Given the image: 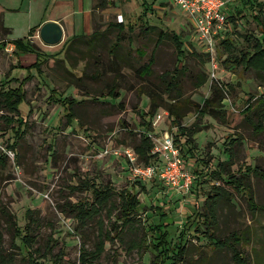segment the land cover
Segmentation results:
<instances>
[{
	"label": "rangeland",
	"instance_id": "rangeland-1",
	"mask_svg": "<svg viewBox=\"0 0 264 264\" xmlns=\"http://www.w3.org/2000/svg\"><path fill=\"white\" fill-rule=\"evenodd\" d=\"M146 1L151 11L141 22L143 0H107L105 9L101 0H0V25L10 31L0 32V95L20 85L27 76L26 68L35 62V52L42 71L41 75L31 71L35 78L24 86L27 98L19 114L0 107V158L4 159L0 163V252L3 247L7 254L13 253L18 264H25L26 251L16 228L33 235L34 250L40 255L52 250L51 256L39 259L42 264H53L60 257L61 264H79L81 245L93 250L101 231L116 240L106 243L97 264H153L157 256L153 243L158 241L149 228L156 225L170 233L173 246L185 244L186 260L181 264H238L231 248H216L205 235L208 229L202 220H197V215L206 213L209 195L217 192L221 195L214 208V235L226 239L238 234L239 244L234 246L245 264H264V73L224 64L228 56L250 49L246 36H262L255 17L264 20V13L248 9L241 15L233 13L235 22L228 18L217 36L215 63L210 60L203 66L195 56L203 53L187 15L171 6L170 0ZM241 1L228 13L241 8ZM120 16L124 38L111 52L119 32L109 25L120 23ZM57 18H62L64 38L61 44L48 46L40 39V30L52 22L48 20ZM147 20L180 35L184 46L195 54L179 60L174 43L165 39L155 52L153 74L142 78L139 70L149 61L158 38L157 33L145 31ZM132 25L135 31L131 34ZM37 27L36 35L28 38ZM96 29L101 35L92 39ZM26 37L34 52H15L11 41ZM227 39L233 41L231 47L223 44ZM137 50L146 55L140 58ZM115 57L117 72L111 70ZM182 67L180 90L166 93L161 75ZM204 77L206 83L196 88ZM114 81L117 99L107 95ZM214 85L225 89L224 107H218L223 112L218 117H201L194 105L211 98ZM149 94L161 105L155 116L168 111V103H175L171 96H179L182 126H200L191 143L194 154L185 138L177 143L186 167L196 177L187 195H170L158 179L138 181L126 160L125 151L134 150L144 133L162 138L176 127L169 112L157 125L154 116L152 130L146 132L142 117L149 120L145 115L152 106ZM65 98L78 101L72 124L67 122L65 107L57 102ZM12 117L27 124L22 139L16 136L18 122L6 121ZM152 163L160 160L154 158ZM138 164L143 165L139 159ZM90 184L113 187L114 199L125 189L137 193L141 201L137 220L134 227L122 228L121 241L112 230L113 225L120 228L118 208L102 210L85 229L77 230L68 206L93 201V192L86 190ZM252 198L257 209L250 207ZM27 212L33 213L34 221L30 222ZM138 243L140 248L134 246Z\"/></svg>",
	"mask_w": 264,
	"mask_h": 264
},
{
	"label": "trees",
	"instance_id": "trees-1",
	"mask_svg": "<svg viewBox=\"0 0 264 264\" xmlns=\"http://www.w3.org/2000/svg\"><path fill=\"white\" fill-rule=\"evenodd\" d=\"M107 0H101V8L105 9L108 5L106 3ZM143 12L139 16V20L142 22L150 13L151 7H149L148 2L146 0H143ZM248 9L251 11H258L264 13V0H242L241 1V8H235L233 9V12H230L229 18H232L231 21L235 22V19L233 17V13L236 15H241L242 10ZM235 16V15H234ZM255 19H258V24L261 27V37L260 38H254L250 39V37L246 36L247 42L250 44L249 50H242L237 55H230L227 57V59L224 61V64L229 65L230 67H243L246 71L253 70L257 74L258 73H264V20L259 19L258 16L255 17ZM145 31L150 33H157L158 38L156 45L151 53V56L149 58V61L144 64L141 69L139 70V73L141 74L142 78L145 76L151 77L153 74V66L155 65V52L157 48L163 43L165 39H170L175 46L176 49V56L179 60H183L187 57L189 53H192L186 46H184V42L181 39L180 35L164 31L162 27L159 25H156L154 23L149 22L148 20L145 23ZM109 28L115 29L119 32L117 35V38L115 42L111 45L110 51L115 52L116 49L119 47L120 43L123 41L122 33L125 32V25L123 23H110ZM9 32L8 28L4 27L3 23L0 25V32ZM135 28L134 26H129V32L132 34L134 33ZM38 32V27L34 28L30 31V34L28 38L33 37ZM101 35L98 29H96L91 37L92 39L96 38L97 36ZM129 42L132 43V38L129 37ZM11 44L14 46L15 52L19 54H32L34 52V47L30 44V42L26 38L23 39H17L12 40ZM223 44H225L228 47H231L233 44V41L231 39H227L223 41ZM137 53L140 58H143L146 53L143 50H137ZM36 55L35 62L26 68L27 70V76L23 79V81L20 83V85L16 88H11L6 92H3L0 97V107H4L11 113H17L20 112V106L26 102L27 93L24 88L25 84L27 82H30L35 78L34 75H32L31 71L36 70L38 75H41V64L39 63V54L36 52L34 53ZM196 57H198L201 60V63L203 66H205L208 62H210V56L207 54H195ZM117 58L115 57L114 60L111 63V70L113 72L118 71V63ZM184 71V67L182 69L178 70L175 68L172 72L166 71L161 75V79H163L166 83V93L171 94L173 92H178L180 90L179 80L178 76ZM206 83V77L199 80L197 82L196 88H201ZM118 85L114 81L112 84L109 85L108 90V96L112 99L119 98L118 93ZM152 95V106L151 110L145 115L149 117V120H147L145 117H142V126L145 127L146 132L152 130V118L155 116L156 111L161 107V105L156 104L154 101L155 95ZM156 97V96H155ZM179 96H171V100L175 103H168V112L174 117V120L172 121V124L176 127H178L177 132V139L176 142L180 143L181 139L185 138V142L187 145L191 146V151L194 154V150L192 148L191 143L193 142V135L200 131V126L197 124H194L192 128H187L182 126V120L184 118V114L181 113V106L179 102H177V98ZM226 99L225 96V89L223 90V85L213 87V96L207 100L204 101L203 105L195 104L194 108H196V112L203 117L206 114H210L214 117H218L223 110L219 109L218 107H224V100ZM58 103H62V105L65 107L66 112V118L68 124H72L74 119L76 118L75 113V105L78 104V101L74 99H63V100H57ZM68 107V108H67ZM6 121L9 124H12L14 122H18V127L16 131V136L22 139L25 134L24 127L27 125L26 122L22 118H18L15 120L12 118H7ZM261 127V131H262ZM264 129V128H263ZM153 147V143L151 139L147 136L146 133L141 135L140 142L138 145L134 147L135 152L137 153L139 157V161L142 162L145 165L151 164L152 160L154 159V156L151 155V150ZM11 149L13 150L14 147L12 146ZM4 161L3 158H0V163L2 164ZM141 182V181H140ZM86 190H91L93 192V201H81L75 205L68 206L69 212L73 214L74 218L76 219L78 223L77 230L81 231L85 229L89 222L97 215H99L102 210L109 209L111 207L118 208L119 209V215L118 219L121 221L120 228L116 229V225H113L112 230L116 232V235L118 236L117 239H120V235L122 233V228L124 226H130L134 227V223L137 220V211L141 204V201L138 198L137 193H133L132 191L125 189L122 192L118 193L117 199H114L115 190L113 187L106 185L103 188H97L95 187V184L87 185ZM221 195L219 192L216 193V195H209V198L205 202V214H199L197 220H202V223L206 226L208 231L205 233V235L209 238V240L214 244L216 248H231L233 253V259L238 264H245V260L242 257V253L236 249V246L234 244H239L240 237L238 234L234 233L232 236L226 239H220L217 238L213 233V224H215L217 216L215 212V205L216 201L219 198L218 196ZM250 207H253V209H257V205L255 200L252 198L250 200ZM28 218L30 222L34 221L33 219V213L27 212ZM192 220V219H191ZM190 223V221H189ZM117 224V222H115ZM16 225V224H15ZM190 227L193 226L192 221L189 225ZM27 229L29 228V225L27 226ZM210 229V230H209ZM212 229V231H211ZM16 234H18V238L21 239L22 244L25 248L26 255H23V262L25 264H42L39 259L40 258H47L48 256H51L50 250L47 254H39L38 249L34 250L33 247V235L28 232L25 234L22 230L19 228L15 229ZM196 231H199L196 229ZM150 234H152L153 238H156L158 243H153V248L157 251V256L153 260V264H181L186 260V253L187 249L185 247V244L180 245H172L169 237L170 233L165 229L163 225H156L154 227L149 228ZM116 237H111L109 233H103L101 231V234H99L98 242L95 243L93 250H89L86 248V245H81L80 248V259L79 264H97L101 258V255L105 251V245L107 242H113L116 239ZM231 240L232 243H231ZM141 241V240H140ZM141 243V242H140ZM134 244L135 247L140 248L139 244ZM0 245L2 246V239L0 238ZM15 249H17L21 254V249L19 245H15ZM38 256V257H36ZM27 260L25 262L24 260ZM62 258L60 257L58 260L54 259L53 264H61ZM0 264H18L16 262L15 255L13 253L7 254L3 247L1 248L0 252Z\"/></svg>",
	"mask_w": 264,
	"mask_h": 264
},
{
	"label": "built area",
	"instance_id": "built-area-1",
	"mask_svg": "<svg viewBox=\"0 0 264 264\" xmlns=\"http://www.w3.org/2000/svg\"><path fill=\"white\" fill-rule=\"evenodd\" d=\"M239 0H170L173 7L179 8L191 22L195 29L196 42L201 53L210 56L215 63L217 53V36L228 20V10ZM120 23L123 17L120 16ZM216 68V66L214 65ZM170 116L168 111H160L154 118L155 125ZM147 136L151 139L153 147L151 155L160 160L159 164H138V155L135 150L125 151L133 177L138 181H161L170 195H187L191 192L196 179L190 168L186 167L182 149L177 145L176 127L166 131L163 137ZM154 136V137H153ZM156 137V138H155ZM15 157L14 153H11Z\"/></svg>",
	"mask_w": 264,
	"mask_h": 264
},
{
	"label": "water",
	"instance_id": "water-1",
	"mask_svg": "<svg viewBox=\"0 0 264 264\" xmlns=\"http://www.w3.org/2000/svg\"><path fill=\"white\" fill-rule=\"evenodd\" d=\"M40 39L48 46H56L62 43L64 29L58 22H48L41 27Z\"/></svg>",
	"mask_w": 264,
	"mask_h": 264
},
{
	"label": "crops",
	"instance_id": "crops-1",
	"mask_svg": "<svg viewBox=\"0 0 264 264\" xmlns=\"http://www.w3.org/2000/svg\"><path fill=\"white\" fill-rule=\"evenodd\" d=\"M62 18H57V19H52V20H48V21H54V22H58L59 23V21L61 20ZM47 21V22H48Z\"/></svg>",
	"mask_w": 264,
	"mask_h": 264
}]
</instances>
